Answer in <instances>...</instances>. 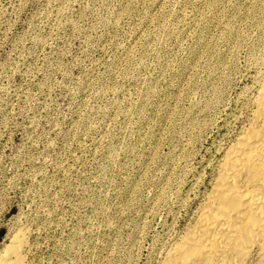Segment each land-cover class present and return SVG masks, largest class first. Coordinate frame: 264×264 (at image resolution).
Masks as SVG:
<instances>
[{"label": "rangeland", "instance_id": "1", "mask_svg": "<svg viewBox=\"0 0 264 264\" xmlns=\"http://www.w3.org/2000/svg\"><path fill=\"white\" fill-rule=\"evenodd\" d=\"M263 56L264 0H0V250L156 264Z\"/></svg>", "mask_w": 264, "mask_h": 264}, {"label": "bare ground", "instance_id": "2", "mask_svg": "<svg viewBox=\"0 0 264 264\" xmlns=\"http://www.w3.org/2000/svg\"><path fill=\"white\" fill-rule=\"evenodd\" d=\"M257 63L240 125L220 147L189 219L166 237L156 264H264V56ZM26 235L22 228L13 234L0 264L24 263Z\"/></svg>", "mask_w": 264, "mask_h": 264}]
</instances>
